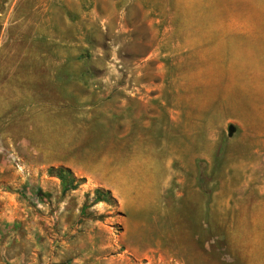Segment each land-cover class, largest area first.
Instances as JSON below:
<instances>
[{
  "label": "rangeland",
  "instance_id": "rangeland-1",
  "mask_svg": "<svg viewBox=\"0 0 264 264\" xmlns=\"http://www.w3.org/2000/svg\"><path fill=\"white\" fill-rule=\"evenodd\" d=\"M0 264H264V0H0Z\"/></svg>",
  "mask_w": 264,
  "mask_h": 264
},
{
  "label": "trees",
  "instance_id": "trees-1",
  "mask_svg": "<svg viewBox=\"0 0 264 264\" xmlns=\"http://www.w3.org/2000/svg\"><path fill=\"white\" fill-rule=\"evenodd\" d=\"M48 171L49 173H51V175L59 179L63 193L69 190L76 189L77 186L83 181V179L81 178L77 179L73 175L72 171L66 167H62V166L57 167V168L50 167ZM108 193L109 192L104 193L100 189H95L94 190V195H95L94 202L104 200L105 194H108Z\"/></svg>",
  "mask_w": 264,
  "mask_h": 264
}]
</instances>
